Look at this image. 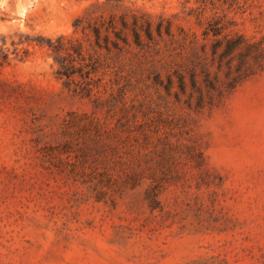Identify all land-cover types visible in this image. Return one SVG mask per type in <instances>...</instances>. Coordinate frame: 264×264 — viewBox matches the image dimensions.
Returning a JSON list of instances; mask_svg holds the SVG:
<instances>
[{"label": "rangeland", "instance_id": "rangeland-1", "mask_svg": "<svg viewBox=\"0 0 264 264\" xmlns=\"http://www.w3.org/2000/svg\"><path fill=\"white\" fill-rule=\"evenodd\" d=\"M215 1L0 0V264H264V71L203 107L153 82L213 15L264 40V0ZM110 17L125 41L98 47ZM60 35L96 59L91 97L36 42Z\"/></svg>", "mask_w": 264, "mask_h": 264}, {"label": "trees", "instance_id": "trees-1", "mask_svg": "<svg viewBox=\"0 0 264 264\" xmlns=\"http://www.w3.org/2000/svg\"><path fill=\"white\" fill-rule=\"evenodd\" d=\"M225 1L222 0V3ZM195 2L197 3L195 7L197 16L207 9L218 8L215 0H195ZM225 16L226 13H223L207 19L200 36L192 32L191 36L184 35L178 39L180 47L188 49V57L185 61H176L165 78H162L159 73H154V84L161 86L174 102L189 107H203L212 103L215 98L232 89L249 75L264 71V40L254 39L240 30L232 29L237 23L232 19H224ZM121 24L123 28H126L125 19L121 18ZM171 26L169 21H166L164 26L159 22L155 27V32L158 37H162V30H164L171 37ZM103 27L107 33L102 36ZM179 29L183 33L184 28L179 27ZM91 31L98 47H101V39L105 42L106 49L110 48L109 42L116 48L119 45L116 40L125 41L122 30L116 27L113 17L96 23L91 27ZM108 31L113 33L115 40L109 38ZM143 31L148 40H153V30L148 21L144 23ZM132 32L136 44L141 45L142 40L136 22H134ZM42 40L40 37L36 39V42L45 44L51 52L57 64L55 74L62 79L64 86L73 94L91 97L100 80V78H94L97 71L96 59H93L89 53L88 57L85 55L79 41L62 35L55 39L46 38L43 42ZM8 62V53L0 49V65ZM97 100L98 97L93 99L94 102ZM119 128L128 138L131 132L128 123L120 122ZM120 131L117 134L119 136ZM155 196L154 193L152 195L154 203L156 202Z\"/></svg>", "mask_w": 264, "mask_h": 264}]
</instances>
